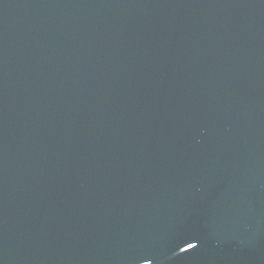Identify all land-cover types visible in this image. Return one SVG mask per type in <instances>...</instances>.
Wrapping results in <instances>:
<instances>
[{
    "label": "water",
    "instance_id": "obj_1",
    "mask_svg": "<svg viewBox=\"0 0 264 264\" xmlns=\"http://www.w3.org/2000/svg\"><path fill=\"white\" fill-rule=\"evenodd\" d=\"M0 264H264V0H0Z\"/></svg>",
    "mask_w": 264,
    "mask_h": 264
}]
</instances>
